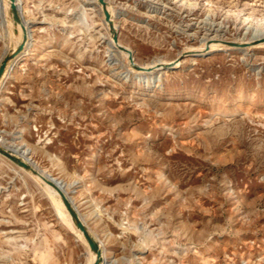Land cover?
I'll return each instance as SVG.
<instances>
[{"label":"rangeland","instance_id":"obj_1","mask_svg":"<svg viewBox=\"0 0 264 264\" xmlns=\"http://www.w3.org/2000/svg\"><path fill=\"white\" fill-rule=\"evenodd\" d=\"M20 1L33 45L0 93V145L76 183L99 264H264V0H106L136 63H180L148 86L94 0ZM206 38L251 47L188 52ZM36 184L0 159V264H85Z\"/></svg>","mask_w":264,"mask_h":264},{"label":"bare ground","instance_id":"obj_2","mask_svg":"<svg viewBox=\"0 0 264 264\" xmlns=\"http://www.w3.org/2000/svg\"><path fill=\"white\" fill-rule=\"evenodd\" d=\"M103 1L105 2L106 8L109 12L110 22L114 23L112 17L110 16L111 11H110V8H108L109 7L108 3L106 2V0H103ZM94 2L98 6V8L100 9V12L102 15V24L105 27L107 34H108V37L106 40L108 51L111 53H114L116 55V57L119 58L120 61L122 62L123 69L125 70L124 78H132L138 84L148 86V85H150L151 80H153L154 78L159 79L158 77L166 75L169 72H172L173 70L180 67V63H179L178 59L171 60V61L157 60V61L148 62L145 64H138L133 60L132 61L133 63H131L128 60L127 54L125 52L119 50L118 46H121V47H123L129 51H130V49L127 46H124L120 42H118V38H117V43H115L112 40V35H111L110 29L108 27V24L104 22V16L102 13L101 6L99 5L98 0H94ZM14 3L18 9L21 23L25 28L26 39L23 42V32H22L21 27L19 25H16L13 23L12 16L9 14V7H10L9 0H0V24L2 25L4 23H7V25L9 27H12L13 25L16 26L15 27L16 29H14L15 31L11 33V37H12L14 45H13L12 49L4 52V54L0 60V63H1L5 58H7V57L10 58L7 62L6 69L0 78V93L3 90L2 88L4 86L5 80L11 76V73L17 64L19 57L24 53V51H26L28 48H30L33 45L32 30L30 29L31 27H29V25H28L29 23L24 20L23 15H22V5H21L22 3L20 0H14ZM112 26H113V29L116 31L115 23L112 24ZM263 31H264V24H261L259 29H258V33H257L258 35H256L255 37H259L260 35H262ZM255 37H253V39ZM208 42H210V39L206 38L205 41L201 45H199L198 47H189L188 52H195L198 54H202L208 48L211 50V52L212 51H224V50L226 51L229 49H236L237 51L241 50L244 52V51L249 50V48L251 47L249 45L251 43L246 44V43H243L242 41H235V42H237L236 44H238V46H230L226 42H222L219 44H215L214 42L212 44V43H208ZM21 44H23L22 50L20 52H17V49ZM132 59H133V57H132ZM0 148L10 152L14 157L21 160L24 164L30 165V167L35 170L36 173L32 174L28 170H25L22 167L14 164L12 161H10L9 159L5 158L4 156H2L0 154V159H2L3 161L7 162L8 164L14 166L17 170L25 173L28 177H30V179H32L33 181H35L37 184H39L41 186L42 190L45 192V194L49 198L51 204L57 209V214L60 217V219L62 221L67 222L69 230L72 231V233L75 235V237L80 241V243L87 250L88 258H87V261L85 264H93L94 260L96 259V255L88 247V244H87L85 238L83 237L82 232L74 224L71 215L69 214L68 210L64 206L59 194L57 193V191L54 188H52L50 185H48L45 182V180L53 181L55 184H58L59 188L62 190V192L64 193L66 198L69 200V202H70L72 208L74 209V211L76 212L79 220L85 226L84 220H83L82 216L79 214V212L77 211V208L73 202L72 196L70 195V193H73L74 191L69 192V193L66 191V189H71L76 183L66 185L61 180H58V179L52 177L51 175L47 174L44 170L37 167L34 163H32V161L29 157V150L28 149H23V147H21V146L12 147V146H3V145H0ZM88 233L90 234L89 231H88ZM90 236H91V234H90ZM100 258L104 262H107L106 258L104 257V254H103V252H101V250H100ZM135 259H137V258H135Z\"/></svg>","mask_w":264,"mask_h":264},{"label":"water","instance_id":"obj_3","mask_svg":"<svg viewBox=\"0 0 264 264\" xmlns=\"http://www.w3.org/2000/svg\"><path fill=\"white\" fill-rule=\"evenodd\" d=\"M98 3L99 5L101 6V9H102V13H103V16H104V22L108 24V27L110 29V32H111V35H112V40L117 43V32L113 29V26H112V23L110 22V17H109V12L106 8V4L103 0H98ZM9 4H10V7H9V14L12 16V20H13V23L16 24V25H19L22 29V32H23V42L25 41L26 39V31H25V28L24 26L22 25L21 23V20H20V15H19V12H18V9L14 3V0H9ZM227 44H229L230 46H238V44L234 43V42H226ZM22 45L21 44L18 49H17V52H20L22 50ZM118 49L125 52L128 56V60L133 63V59H132V53L121 47V46H118ZM10 58L7 57L5 58L1 63H0V78L2 76V74L4 73L5 69H6V65H7V62ZM0 154L2 156H4L5 158L9 159L10 161H12L14 164L22 167L23 169L25 170H28L29 172H31L32 174H35V170L32 169L29 165L27 164H24L21 160H19L18 158L14 157L10 152L0 148ZM45 182L50 185L52 188H54L57 193L59 194L64 206L66 207V209L68 210L69 214L71 215L72 219H73V222L74 224L76 225V227L82 232V235L83 237L85 238L87 244H88V247L90 248V250L96 255V259L94 260L93 264H99V261H100V251L96 245V243L94 242L93 238L90 236V234L88 233L87 229L85 228V226L82 224V222L79 220L76 212L74 211V209L72 208L69 200L66 198V196L64 195V193L62 192V190L59 188L58 184H55L53 181H48V180H45Z\"/></svg>","mask_w":264,"mask_h":264}]
</instances>
